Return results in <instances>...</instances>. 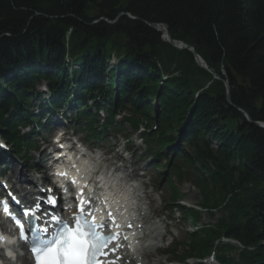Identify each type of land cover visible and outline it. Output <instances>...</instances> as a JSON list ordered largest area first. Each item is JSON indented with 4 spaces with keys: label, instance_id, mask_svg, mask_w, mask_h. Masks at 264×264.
I'll list each match as a JSON object with an SVG mask.
<instances>
[{
    "label": "trees",
    "instance_id": "1",
    "mask_svg": "<svg viewBox=\"0 0 264 264\" xmlns=\"http://www.w3.org/2000/svg\"><path fill=\"white\" fill-rule=\"evenodd\" d=\"M148 24L165 26L210 72ZM41 80V114L68 105L93 140L143 126L144 153L172 203V180L197 190L212 222L197 226L200 212L180 208L195 227L186 257L214 251L218 264H264V129L255 125L264 123V0H0V136L18 156L32 144L19 128L34 119ZM89 101L104 126H93Z\"/></svg>",
    "mask_w": 264,
    "mask_h": 264
},
{
    "label": "snow or ice",
    "instance_id": "2",
    "mask_svg": "<svg viewBox=\"0 0 264 264\" xmlns=\"http://www.w3.org/2000/svg\"><path fill=\"white\" fill-rule=\"evenodd\" d=\"M56 175L64 178L67 173L57 172ZM69 183L74 184L75 179L70 180ZM47 191L50 195L46 201L38 202L34 206L35 210L28 209L23 213L31 217L32 226L29 229L24 228L19 218L10 215L19 229L20 240L30 245L35 264H104L107 256L114 254L120 247L119 233L105 232L103 230L107 228V224L95 222L96 218L91 210L93 202L91 198L84 197L83 189L77 194L76 215L71 218L72 227H69L66 222H61L59 217L51 215L49 212H43L41 203H46L54 210L58 202V197L51 194L54 190L48 189ZM4 208L6 212L10 213L7 203L4 204ZM45 216L49 219H44ZM107 217L114 227H119L111 212L107 214ZM49 223H56L58 227V232L53 237L54 242L37 247L36 238L30 240L27 232L48 233L50 231L47 226ZM2 239L3 237H0V240ZM108 264H115V261H108Z\"/></svg>",
    "mask_w": 264,
    "mask_h": 264
},
{
    "label": "rangeland",
    "instance_id": "3",
    "mask_svg": "<svg viewBox=\"0 0 264 264\" xmlns=\"http://www.w3.org/2000/svg\"><path fill=\"white\" fill-rule=\"evenodd\" d=\"M59 130L64 132V133L67 132L66 136H68V137H70L71 132H72V131H70V132L66 131L63 128H59ZM43 137L45 138L46 136L43 135ZM41 138L42 137H40V136L38 138V146H39L40 150H41V148H40ZM135 138H136V135L134 134L130 139L131 141L127 145L120 140V137L117 138L116 141H114L111 138H108V139H106L105 142L102 143V145L97 147L96 152L93 153L91 155V157L95 160L100 159L102 164L105 166V168H111V169H113V172L118 170V172L114 173V176L116 178L129 175L130 177H133V179H135V180L137 179V181H136L137 184H135L137 186V195L142 197L143 200H145V198L146 199L148 198L147 201H144L146 204L151 202L150 204H151L152 210L147 211V215H146V218L148 219L149 226H151L150 229L155 230L153 232V234L159 235V233H160V235H163V233H164L163 226L165 225V222H162V224H163V226H162L161 223L155 221V219L157 218V219L161 220L163 216L168 214L167 209H164L165 207L160 206L161 205V198L163 196L167 197L166 188L164 186H160V187L155 186L153 169L150 166H148L146 168L145 164H143L140 167L141 164L139 163V161H137V159L139 158V156L141 154V149L139 146V141H135L136 140ZM113 147L115 149H113ZM124 149L128 150V153H130V155L125 154ZM103 151H107V153H109V156H106L103 153ZM37 155H38V153H30L28 156L30 162H28V163H26L25 161H23L24 163H22L21 161L15 160L13 158L11 159L10 162H12L15 165V167L20 169L24 173V175L26 176L27 174H29L27 172L26 166H30V165L34 166V163L37 160ZM7 167H8V165H7ZM35 169H36L35 170V172H36L37 168L35 167ZM137 169L140 170L141 174H144L143 177L135 176L134 172H137L136 171ZM177 187H178V190L180 191V194L183 196V200H184L183 204L188 205V206H191V205L195 206L199 203L197 192L189 184H182V185H178ZM154 192H156L157 194H155ZM154 214H156V216H154ZM150 219H152V220L150 221ZM210 222H212V221L204 213L201 215V221L198 225L208 224ZM170 224H171V226H169L167 231H171L172 234L171 235L169 234L170 235V237H169V235L167 234L168 232H166V237L161 241V244H160V239L159 240H158V238L155 239L154 243L156 244L157 247L158 246H161V247L166 246L170 242L171 236H175L176 240L180 239L181 234L184 232L185 228H186V230H189L188 225L178 226V225H176V223H170ZM169 260H170V257L162 256L159 254V252L155 251V252H152L150 254V256H148V257L146 256L144 258V260L142 261V263L143 264H170ZM203 263L209 264L206 261H204ZM15 264H17V263H15ZM185 264H196V262L195 261H187ZM212 264H214V263H212Z\"/></svg>",
    "mask_w": 264,
    "mask_h": 264
},
{
    "label": "water",
    "instance_id": "4",
    "mask_svg": "<svg viewBox=\"0 0 264 264\" xmlns=\"http://www.w3.org/2000/svg\"><path fill=\"white\" fill-rule=\"evenodd\" d=\"M110 23H113V22H110ZM148 26H149L151 29H153L154 31H156V32H158V33H160V34H162V39H163L166 43H168L170 46H172L173 48H175L176 50H187V51H189V52L192 54V56H193V58H194L196 64H197L200 68H202V69H204V70H207V65H206V64L201 60V58L196 54V52L194 51V49H193L192 47L188 46V45H184L183 43L173 41V40L170 38V36L168 35L167 28H166L165 26H163V29H164V32H165L164 34H165L166 37H164L162 31L159 30V28H158V27H160L159 25H149V24H148ZM165 38H166V40H165ZM223 83H224L225 88H226V90H227V102L230 103V96H229L228 82H227V81H224ZM245 117H246V119L249 121V118H248V116H247L246 114H245ZM255 125L258 126V127L261 128V129H264V123H261V124H260V123H256Z\"/></svg>",
    "mask_w": 264,
    "mask_h": 264
},
{
    "label": "bare ground",
    "instance_id": "5",
    "mask_svg": "<svg viewBox=\"0 0 264 264\" xmlns=\"http://www.w3.org/2000/svg\"><path fill=\"white\" fill-rule=\"evenodd\" d=\"M158 28H159L160 31H162L163 36L166 37L165 34H164L165 32H164L163 27L160 26V27H158ZM165 40H166V38H165ZM12 173H15V170H14V169H13ZM22 180H24L26 183L28 182V180H25V178L23 177L22 172H19L18 175L16 176L15 180L13 181L12 186H13L15 189H18V188H19V185H18V184H19V182L22 181ZM29 181H30V180H29ZM33 184H34V183L32 182L31 185H33ZM150 208H151V204H149L148 210H151ZM142 212H145V214H144L143 216H142V213H140V215H141V217H142V220H144L145 222H147V221L145 220V217H146V210L143 209ZM149 237L152 238V239L155 238V237L152 236V234H150ZM23 262H24V261H23ZM23 262H22V263H23ZM24 264H29V263H26V262H25ZM127 264H129V263H127Z\"/></svg>",
    "mask_w": 264,
    "mask_h": 264
}]
</instances>
